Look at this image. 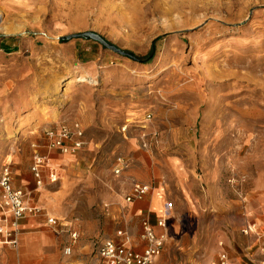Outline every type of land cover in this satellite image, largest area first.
<instances>
[{
  "label": "rangeland",
  "instance_id": "obj_1",
  "mask_svg": "<svg viewBox=\"0 0 264 264\" xmlns=\"http://www.w3.org/2000/svg\"><path fill=\"white\" fill-rule=\"evenodd\" d=\"M88 30L139 56L155 45L154 57L58 39ZM61 126L68 145L82 142L75 151L50 145L46 131ZM35 150L50 158L41 186ZM164 156L179 160L190 198L168 180L177 210L155 264H213L221 250L263 264L264 0H0V174L9 165L43 209L22 220L17 246L0 247V264H99L100 243L125 226L127 171ZM119 157L131 165L117 174ZM47 214L77 224L70 257ZM32 234L54 245L46 258L29 252Z\"/></svg>",
  "mask_w": 264,
  "mask_h": 264
},
{
  "label": "built area",
  "instance_id": "obj_2",
  "mask_svg": "<svg viewBox=\"0 0 264 264\" xmlns=\"http://www.w3.org/2000/svg\"><path fill=\"white\" fill-rule=\"evenodd\" d=\"M150 117V115H148ZM46 135L50 140V145L61 149L63 152H69V149L75 151L82 144L77 140L72 145H68L72 133L66 126L58 129H48ZM77 136H82V131L77 132ZM50 162L48 155L35 150L33 155L32 172L35 176L38 186L43 183V171ZM129 167V161L124 157H119L114 171L119 174ZM52 180H56L57 175L54 168L50 169ZM151 190L149 184L134 181L130 192L126 196L127 202L141 199ZM43 209L29 199V193L13 183L12 170L6 165L0 174V245L16 246L19 241L20 221L29 215L42 213ZM166 215L162 217L159 224L166 225ZM46 220L51 228L60 230L69 235L64 253L70 255L76 244L79 234L71 227L66 218H58L46 215ZM143 237L147 240L146 248L139 252L129 247L131 234L129 231L120 229L117 231L119 240L106 239L100 243L98 253L100 257L99 264H155L156 259L163 248V238L155 234L148 219L143 221ZM264 251V247H263ZM213 264H233L229 254L223 250L219 253V258Z\"/></svg>",
  "mask_w": 264,
  "mask_h": 264
},
{
  "label": "crops",
  "instance_id": "obj_3",
  "mask_svg": "<svg viewBox=\"0 0 264 264\" xmlns=\"http://www.w3.org/2000/svg\"><path fill=\"white\" fill-rule=\"evenodd\" d=\"M130 165L131 164L129 163V167ZM144 169H146V171H144ZM147 169H149L150 172H147ZM127 172H128L127 174H128V179H129L128 180L129 192L132 188L134 181H139L145 184H149L151 186L150 192L147 195H145L143 198L137 199V200H134L133 202L128 203L129 206H127V209H126L127 217H126L125 226L118 229V230L124 229V230L129 231V233L131 234V242L129 244V247H131L135 251L141 252L147 246V240L143 237V231H144L143 221L145 219H148L151 223V226L155 234L163 238L165 236L164 230L167 227V221L170 220L172 215L177 210V205L175 203V200H173L172 198L164 199V197L166 196L165 192H166V185H167L168 180H173L176 183L180 184L185 189L184 195L188 199L190 198L189 192H188L189 179H188V175L186 174V172L183 169H181V165L179 163V160L176 158V156H168V157L164 156L163 158L161 157L160 159L153 160L152 164H150V162H142L140 160H135V162L132 164V167ZM206 181H211L210 174H207ZM18 187L22 188L24 191L29 193V199L31 201L39 203L37 194L36 195L34 194L33 189H30L27 186L26 187L18 186ZM214 192L216 193L219 192L218 187L216 189L209 188V192H208L209 194L212 195ZM158 196H161V199H162L160 203V207L157 204ZM165 212L167 213L166 225L162 226L161 224H159V222L161 221ZM29 216L24 217L22 220L29 218ZM22 220L20 221V234L23 229ZM67 220L70 222L71 227L74 230L78 231L77 224L73 223L69 219ZM48 226L50 227L49 224ZM50 229L57 234L64 233L60 230H55L51 227ZM108 239L119 240L120 237L117 235V232H116L115 237L108 238ZM19 240H20V235H19ZM23 240L28 244V249H29V252H31V254L33 253L39 256H43V257L45 256V258H46V255H45L46 252L44 248L47 249L48 247L49 252H50L51 247L54 248V245L50 246V244H48L47 246L45 244V240L43 239V237L37 234L27 235L24 237ZM18 244H19V241H18ZM76 244L74 245L73 251L70 255H66L65 253L64 255L67 257H70L74 252ZM5 246L15 247L12 245H0V247H5ZM263 247H264V244L261 246V252H262L261 254L264 257ZM98 256H99V253H98ZM229 257H230L231 262L235 264L232 257L230 255ZM47 260L48 262H50L51 260H54V259L53 257L50 256L48 257ZM99 263H100V257H99ZM262 263L264 264V260H262Z\"/></svg>",
  "mask_w": 264,
  "mask_h": 264
},
{
  "label": "water",
  "instance_id": "obj_4",
  "mask_svg": "<svg viewBox=\"0 0 264 264\" xmlns=\"http://www.w3.org/2000/svg\"><path fill=\"white\" fill-rule=\"evenodd\" d=\"M11 35H15V34H3V36H11ZM76 37H84V38L91 39L93 41L101 43L102 45H104L105 47L111 49L114 52H117V53H119L121 55H125V50H122L118 46L110 43L101 34H99L97 32H94V31H90V30L83 31V32H80V33L60 36V37H58V39L59 40H70V39L76 38ZM49 38H51V37H49Z\"/></svg>",
  "mask_w": 264,
  "mask_h": 264
},
{
  "label": "trees",
  "instance_id": "obj_5",
  "mask_svg": "<svg viewBox=\"0 0 264 264\" xmlns=\"http://www.w3.org/2000/svg\"><path fill=\"white\" fill-rule=\"evenodd\" d=\"M155 51H156V46L153 45V47L150 50V52L147 55H145V56L135 55L134 53H132L130 51H127V50H125V56H128L131 59L136 60V61L147 63V62H150L153 59Z\"/></svg>",
  "mask_w": 264,
  "mask_h": 264
},
{
  "label": "bare ground",
  "instance_id": "obj_6",
  "mask_svg": "<svg viewBox=\"0 0 264 264\" xmlns=\"http://www.w3.org/2000/svg\"><path fill=\"white\" fill-rule=\"evenodd\" d=\"M73 78H74V77H70V78L66 79V80H65L64 82H62V83H64L65 85H68V84H70V83L73 82ZM255 226H256V225H254V224L251 225L252 228H254Z\"/></svg>",
  "mask_w": 264,
  "mask_h": 264
}]
</instances>
